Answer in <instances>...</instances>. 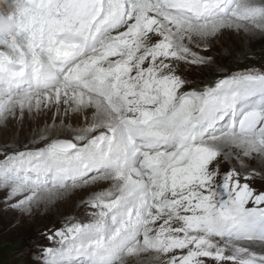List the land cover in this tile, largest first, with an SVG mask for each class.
<instances>
[{
	"label": "snow or ice",
	"instance_id": "snow-or-ice-1",
	"mask_svg": "<svg viewBox=\"0 0 264 264\" xmlns=\"http://www.w3.org/2000/svg\"><path fill=\"white\" fill-rule=\"evenodd\" d=\"M226 32L264 35V0H7L0 132L51 122L0 142V202L84 208L34 264H264V65L218 64Z\"/></svg>",
	"mask_w": 264,
	"mask_h": 264
},
{
	"label": "rangeland",
	"instance_id": "rangeland-1",
	"mask_svg": "<svg viewBox=\"0 0 264 264\" xmlns=\"http://www.w3.org/2000/svg\"><path fill=\"white\" fill-rule=\"evenodd\" d=\"M2 1L4 2V0ZM6 3L5 1L4 4ZM4 9L5 7L0 4V12H3ZM251 37V39L250 37L247 38L243 32L240 34L226 32L221 38L213 42L210 54L215 57L218 64L228 69L264 65V35L257 34ZM185 74L196 84L213 79L217 75L208 68L197 66L189 67ZM20 127V124H16L15 129L7 130L6 134L1 132L0 142L7 137L21 141V143H28V141L23 140L24 135L21 133ZM34 131H37L36 126H33L32 130H27L25 136L27 138L31 137L34 135ZM228 166L227 163L224 165L225 168ZM106 186L102 185V187ZM257 186H259V182H257ZM53 210L56 218L49 220L51 225L48 220L45 221L47 227L43 233L53 225L58 227L65 217L82 218L84 215V208L80 205V197L78 196H72L70 199L58 202V207L54 205ZM0 213V248H4L2 250L4 253L0 251L2 256L0 261H3L1 264H34V247L47 245L49 242L44 238L43 233L41 236L33 238L35 236L32 235L31 229L22 224L18 225L20 213L12 216L3 208H0ZM5 224H7L6 227H4Z\"/></svg>",
	"mask_w": 264,
	"mask_h": 264
},
{
	"label": "bare ground",
	"instance_id": "bare-ground-1",
	"mask_svg": "<svg viewBox=\"0 0 264 264\" xmlns=\"http://www.w3.org/2000/svg\"><path fill=\"white\" fill-rule=\"evenodd\" d=\"M5 1L7 2V0H4V2ZM4 2L2 0H0V4H2L3 7H5V5H6V4H4ZM241 36H243V35H241ZM246 37L248 38L250 36L246 35ZM251 38L252 37H250V39ZM45 119H48V121L51 122L50 121V114H49V117L41 116L38 121L29 120L26 116L23 123H20L19 121L14 122V123L10 122L7 130L13 129L16 126V124H20V126H21L20 128L22 130V131L21 130L20 131L24 135L23 140L29 142L33 138V135L31 137L27 138L25 136V132L27 130H32L33 126H36L37 131H38L40 127H43ZM0 134H1V132H0ZM19 142L21 143V141H19ZM78 197H80V196H78ZM2 199H3V195L0 194V201H2ZM55 205L58 207V203H56ZM53 206L54 205H50L47 207L42 206L40 208L35 209L31 215H27V214L20 213L19 211H16V210L8 209L4 203L0 202V208H3V210H5L8 214H11L12 216H16L17 214L20 213V219H19L18 225L22 224V225L27 226V228L31 229L32 235L35 236L33 238H37V237L41 236V234L43 233V231L47 227V223L45 222L46 220H48V223L50 224L51 222H49V220L51 218H53V219L56 218V214L53 210ZM6 226H7V224L4 225V227H6Z\"/></svg>",
	"mask_w": 264,
	"mask_h": 264
},
{
	"label": "trees",
	"instance_id": "trees-1",
	"mask_svg": "<svg viewBox=\"0 0 264 264\" xmlns=\"http://www.w3.org/2000/svg\"><path fill=\"white\" fill-rule=\"evenodd\" d=\"M0 247H1V245H0ZM3 249H4V248H0V251L4 253V251H2ZM1 258H2V256H1V253H0V259H1ZM1 263H3V261H0V264H1Z\"/></svg>",
	"mask_w": 264,
	"mask_h": 264
}]
</instances>
